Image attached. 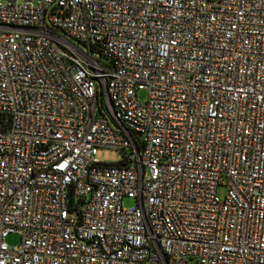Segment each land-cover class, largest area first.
Returning a JSON list of instances; mask_svg holds the SVG:
<instances>
[{
  "label": "built area",
  "instance_id": "obj_1",
  "mask_svg": "<svg viewBox=\"0 0 264 264\" xmlns=\"http://www.w3.org/2000/svg\"><path fill=\"white\" fill-rule=\"evenodd\" d=\"M189 261L264 264V0H0V264Z\"/></svg>",
  "mask_w": 264,
  "mask_h": 264
},
{
  "label": "rangeland",
  "instance_id": "obj_2",
  "mask_svg": "<svg viewBox=\"0 0 264 264\" xmlns=\"http://www.w3.org/2000/svg\"><path fill=\"white\" fill-rule=\"evenodd\" d=\"M139 99L144 101L146 99V94L144 92L139 93ZM96 158L100 162L106 163H118L123 159V154L115 149L101 147L97 150ZM225 196V187L219 186L218 188V198L220 200L224 199ZM134 205V201L132 199H125L123 201L124 207H130ZM7 242L11 246H16L20 242V236L18 234H11L7 238ZM188 264H195L194 261H189Z\"/></svg>",
  "mask_w": 264,
  "mask_h": 264
}]
</instances>
